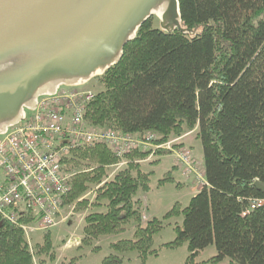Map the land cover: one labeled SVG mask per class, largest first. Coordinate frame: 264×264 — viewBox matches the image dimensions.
I'll return each mask as SVG.
<instances>
[{
  "label": "trees",
  "instance_id": "trees-1",
  "mask_svg": "<svg viewBox=\"0 0 264 264\" xmlns=\"http://www.w3.org/2000/svg\"><path fill=\"white\" fill-rule=\"evenodd\" d=\"M179 3L182 28L196 33H167L147 21L120 63L98 78L103 90L85 119L95 129L156 133L157 144L196 131L207 185L185 209L176 204L170 211L184 217L172 245L188 243L186 264H197L198 254L213 244L212 263L227 258L230 264H264V204L251 209V200L264 199L254 187L264 183V0ZM147 155L132 154V163L106 182L107 168L119 163L108 147H82L65 160L69 172L80 171L70 202L102 185L93 206L105 211L86 216L84 242L122 234L136 222L133 239L112 243L114 253L102 264H122L119 254L132 251L143 262L156 253L153 239L162 223L150 219L143 225L136 198L149 190L151 173L133 161ZM88 204L80 202L79 209ZM45 239L37 256L51 249L50 235ZM0 264H35L23 231L1 217Z\"/></svg>",
  "mask_w": 264,
  "mask_h": 264
},
{
  "label": "water",
  "instance_id": "water-1",
  "mask_svg": "<svg viewBox=\"0 0 264 264\" xmlns=\"http://www.w3.org/2000/svg\"><path fill=\"white\" fill-rule=\"evenodd\" d=\"M154 17L167 33H196L182 28L179 0H0V136L40 97L102 77Z\"/></svg>",
  "mask_w": 264,
  "mask_h": 264
},
{
  "label": "built area",
  "instance_id": "built-area-1",
  "mask_svg": "<svg viewBox=\"0 0 264 264\" xmlns=\"http://www.w3.org/2000/svg\"><path fill=\"white\" fill-rule=\"evenodd\" d=\"M95 96L91 91L62 88L55 95L39 98L30 116L0 136V217L26 237L57 225L72 193L65 160L82 147H108L119 159L118 169L128 166L135 152L149 153L134 161L144 164L165 151L185 180H193L200 188L207 185L203 165L180 138L157 144L159 136L153 132L133 135L90 127L85 113ZM263 204L264 199L251 200V209Z\"/></svg>",
  "mask_w": 264,
  "mask_h": 264
},
{
  "label": "rangeland",
  "instance_id": "rangeland-1",
  "mask_svg": "<svg viewBox=\"0 0 264 264\" xmlns=\"http://www.w3.org/2000/svg\"><path fill=\"white\" fill-rule=\"evenodd\" d=\"M152 24L155 28H160L157 19H153ZM77 89L98 93L103 90V86L100 84L99 79L96 78ZM30 115L31 111H27V116ZM179 138L181 139L180 143L189 148L193 152L195 159L203 164V147L196 136L194 134L191 135L186 142L187 144L183 142V137ZM136 159L143 160V158ZM140 165L143 172L151 173L149 190L147 192L140 190L136 197L141 202L140 208L143 217L145 216L143 225L150 219H157L162 223L163 228L153 239L155 254L149 255L144 262L139 258L137 251L119 254L122 264H186L190 255L188 243L177 246L172 245L177 236L176 227L183 224V213L180 212L179 215L174 214L172 216L169 213L176 204L181 206V210L185 209L200 187L195 185L193 180H185L182 171L175 167L173 157L170 155L157 156L156 159ZM115 166L107 168V176L104 182L111 180L116 173L128 167L118 169ZM66 170L72 176L71 182L73 176L80 172L78 170H70L69 172L67 165ZM100 186L90 188L84 196L75 202H70L71 193L64 203L62 215L55 227L47 232H35L30 237L25 236L26 241L29 243L28 245L32 248L35 264H102L107 256L114 253L111 249L112 243L133 239V231L136 227V222L134 221L128 224L122 234L99 239H88L87 242H84L86 216L94 212L105 211L104 207L93 206L96 191ZM86 200L89 201V206L85 209H82L83 207L79 209L80 202ZM48 234L51 237V249L47 253L37 256V248L45 246V238ZM80 240L81 243L79 245L73 246ZM216 256L217 249L213 244L201 251L195 261L197 264H230V260L227 258L219 263L210 262Z\"/></svg>",
  "mask_w": 264,
  "mask_h": 264
},
{
  "label": "crops",
  "instance_id": "crops-1",
  "mask_svg": "<svg viewBox=\"0 0 264 264\" xmlns=\"http://www.w3.org/2000/svg\"><path fill=\"white\" fill-rule=\"evenodd\" d=\"M195 135L196 136V131H194V132H191V133H188V134H186V135H183L182 137V140H183V142L185 143V144H187L186 142H187V140H188V138L191 136V135ZM194 183V182H193ZM199 192V190L195 193V195L197 194ZM194 195V196H195Z\"/></svg>",
  "mask_w": 264,
  "mask_h": 264
},
{
  "label": "flooded vegetation",
  "instance_id": "flooded-vegetation-1",
  "mask_svg": "<svg viewBox=\"0 0 264 264\" xmlns=\"http://www.w3.org/2000/svg\"><path fill=\"white\" fill-rule=\"evenodd\" d=\"M153 19H157V18L154 17V18H152V20H153ZM157 20H158V19H157ZM158 21H159V20H158ZM159 26H160V21H159Z\"/></svg>",
  "mask_w": 264,
  "mask_h": 264
}]
</instances>
